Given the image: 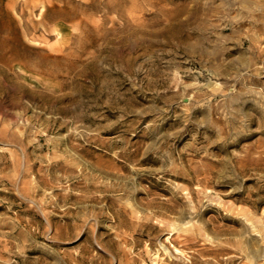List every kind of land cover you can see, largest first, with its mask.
<instances>
[{"label": "rangeland", "instance_id": "obj_1", "mask_svg": "<svg viewBox=\"0 0 264 264\" xmlns=\"http://www.w3.org/2000/svg\"><path fill=\"white\" fill-rule=\"evenodd\" d=\"M0 264H264V0H0Z\"/></svg>", "mask_w": 264, "mask_h": 264}]
</instances>
